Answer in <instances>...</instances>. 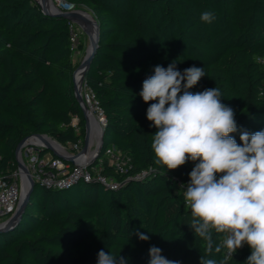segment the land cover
I'll return each instance as SVG.
<instances>
[{"label":"trees","instance_id":"obj_1","mask_svg":"<svg viewBox=\"0 0 264 264\" xmlns=\"http://www.w3.org/2000/svg\"><path fill=\"white\" fill-rule=\"evenodd\" d=\"M65 1L90 11L99 28L84 87L104 113L101 152L116 145L131 159L129 174L153 171L126 180L104 162L103 174L120 184L112 190L82 180L63 189L36 182L17 226L0 233V264H97L100 250L148 264L153 245L180 264H200V256L246 264L248 245L226 258L225 247L215 252L226 234L212 230L208 252V241L191 229L184 186L194 162L175 170L154 163L157 129L139 93L156 65L175 62L181 72L195 65L206 75L189 91L220 90L235 113L237 143L241 130H264V0ZM203 12L215 19L202 22ZM68 28V20L42 13L34 0H0V175L17 169L15 148L28 136L84 145Z\"/></svg>","mask_w":264,"mask_h":264},{"label":"clouds","instance_id":"obj_2","mask_svg":"<svg viewBox=\"0 0 264 264\" xmlns=\"http://www.w3.org/2000/svg\"><path fill=\"white\" fill-rule=\"evenodd\" d=\"M204 23L215 17L201 13ZM206 75L195 65L181 72L176 63L156 65L142 83L139 95L149 104L147 120L157 131L151 148L157 165L175 170L194 162L184 199L193 217L190 227L208 241L211 231L224 233L221 247L235 253L245 244L251 249L246 264H264V130L240 131V143L232 136L238 131L234 110L222 102L220 90L189 91ZM142 241L149 236L137 233ZM97 264H128L124 256L100 250ZM148 264H180L162 255L159 247L149 248ZM200 264H218L200 256ZM222 264V262H221Z\"/></svg>","mask_w":264,"mask_h":264},{"label":"built area","instance_id":"obj_3","mask_svg":"<svg viewBox=\"0 0 264 264\" xmlns=\"http://www.w3.org/2000/svg\"><path fill=\"white\" fill-rule=\"evenodd\" d=\"M34 1L41 4L42 0ZM50 5L53 10L58 12H72L76 10L74 5L65 0H50ZM68 27L70 50L74 54L79 45L78 42L80 41L82 30L73 21H68ZM83 93V102L85 101L90 105V107L88 105V109L92 111V118L97 128L96 139L90 138L88 126V129L85 130L83 143L84 145L86 144V151L82 158L67 162L57 157L53 158L50 154V160L45 162L42 156L46 154V152L44 153L45 149L42 142L35 136L28 137L19 152L18 158L27 169L31 179L35 183H40L42 186L56 189L67 188L79 180L97 182L110 190L117 189L120 186L119 182L115 181V178L112 176L104 175L102 172L104 162L113 167L118 173L125 174L126 180H136L146 177L153 170L149 169L148 171L129 174L132 168L131 159L125 152L118 149L116 145L106 146L92 165H86L94 156V149L99 142L100 131L104 127L105 118L94 94L90 90L85 89V87ZM71 123L73 127L77 126L76 119H73ZM88 123L90 124V120ZM92 146H94L93 149ZM82 147L83 145L80 146V144H72L69 145L70 151H67L65 147L60 145V149L64 152H68L71 156L77 154ZM40 153H42V155H40ZM24 182H26V177L18 167L14 172L9 174V176L0 175V223L9 220L14 215L18 208ZM184 190H186L185 186ZM223 241L224 239L222 240V244ZM242 248L243 247L238 250ZM231 255L232 254H229V250L226 248L225 257L229 258Z\"/></svg>","mask_w":264,"mask_h":264},{"label":"water","instance_id":"obj_4","mask_svg":"<svg viewBox=\"0 0 264 264\" xmlns=\"http://www.w3.org/2000/svg\"><path fill=\"white\" fill-rule=\"evenodd\" d=\"M36 3L39 5L41 12L44 14H47L50 16L61 17V18H64L68 21L75 22L79 26V28L82 30V32L85 33L89 38V45L87 46V48L85 50L84 57L82 58L80 64L72 72L73 96L75 97V99L77 100V102L79 103V105L82 109L84 119H85V127H86L85 130H87L88 126H89V123H88L89 119H88L87 111H86V108L84 106V102L82 99L83 94L81 93V90H82V84H83V81L85 78V73L89 67L90 60H91V58H92V56L96 50V46H97V42H98V35H99L98 34V29H99L98 25H97L96 21L94 20V18H92V16L89 13H87L86 11L75 10L72 12H58V11H55L52 9V7L50 5V0H42L41 4L38 2H36ZM80 12H82V13H80ZM82 14L86 15L87 17H89L93 21V23H94L93 24L94 25L93 35H91L90 29H89L90 27H88V23L86 22L84 15H82ZM77 73H81V76L83 77V78H81V83L79 86H77L76 82H75V76ZM102 132H103V129H101V131H100L99 142H98L96 148L94 149V156L89 162L86 163L87 166L92 165L95 162V160L101 154V145H102V136H103ZM31 136H35L37 139H39L42 142L44 149L46 151L51 152L57 158H60V159L65 160L67 162L68 161L72 162L75 159L78 160V159L82 158V156L84 155V153L86 151V144H85V145H83V147L81 148V150L77 154L71 156V154H69L68 152H64L63 150L58 149V148L56 149L53 147V145L51 146L50 143H48L46 141V139L51 140L53 143L58 145V147L60 148V144L57 143L52 138L48 137L47 135L34 134ZM28 137H30V136H28ZM28 137L22 139L20 141V143H18L16 148H15V159H16L17 167H18V169L21 170V172L26 177L25 183L27 184V188L24 192L22 190V193L20 196V201L18 204V208L16 209L14 215L9 220L0 223V233H6V232L10 231L12 228H14L15 226H17L16 224L18 223L23 210H25L24 208H25L26 203L29 199V195H30V193H31V191L35 185V182L31 179L30 175L27 172V169L19 161V158H18L19 152H20L22 146L24 145V143L27 141Z\"/></svg>","mask_w":264,"mask_h":264},{"label":"bare ground","instance_id":"obj_5","mask_svg":"<svg viewBox=\"0 0 264 264\" xmlns=\"http://www.w3.org/2000/svg\"><path fill=\"white\" fill-rule=\"evenodd\" d=\"M49 5V4H48ZM82 15H84V14H82ZM84 18H85V20H86V22L88 23V27H90L89 29H90V32H91V35H93V33H94V23H93V21L89 18V17H87L86 15H84ZM81 78H83L82 76H81V73H77L76 74V76H75V82H76V85L77 86H79L80 85V83H81ZM84 106H85V108H86V111H87V115H88V118H89V120H90V124H89V135H90V138L92 139V138H95L96 137V134H97V128H96V125H95V123H94V120H93V116H92V111H90L89 109H88V103L87 102H85L84 101ZM90 139V140H91ZM96 139V138H95ZM46 141L48 142V143H50V145L52 146L53 145V147L54 148H58V149H60L59 147H58V145H56L55 143H53L51 140H48V139H46ZM26 188H27V184L24 182V184H23V192L26 190Z\"/></svg>","mask_w":264,"mask_h":264},{"label":"rangeland","instance_id":"obj_6","mask_svg":"<svg viewBox=\"0 0 264 264\" xmlns=\"http://www.w3.org/2000/svg\"><path fill=\"white\" fill-rule=\"evenodd\" d=\"M35 2V1H34ZM36 3V2H35ZM75 9L76 10H82V11H86L87 13H89L90 11H88L86 8H84V7H75ZM90 14V13H89ZM91 15V14H90ZM92 16V15H91ZM92 18H94L93 16H92ZM95 20V19H94ZM80 41H82L83 42V49H82V51H81V53L78 55L77 53L75 54L74 53V55H73V57H74V59H73V62H74V65H75V69H76V67L80 64V62H81V60H82V58L84 57V54H85V50H86V48H87V46L89 45V38H88V36L85 34V33H83L82 32V34H80ZM74 69V70H75ZM73 70V71H74ZM84 92V81H83V84H82V90H81V93L82 94H84L83 93ZM89 105V104H88ZM89 107H90V105H89ZM62 146V145H61ZM63 147H65V149L67 150V151H70V149H69V146H63ZM94 148V146H92V149ZM45 151L46 150H44V153H45ZM51 152H47L46 154H44L43 156H42V158H43V160L45 161V162H48L49 160H50V158H51Z\"/></svg>","mask_w":264,"mask_h":264},{"label":"crops","instance_id":"obj_7","mask_svg":"<svg viewBox=\"0 0 264 264\" xmlns=\"http://www.w3.org/2000/svg\"><path fill=\"white\" fill-rule=\"evenodd\" d=\"M76 53L79 55V54L81 53V51H76L75 54H76ZM73 55H74V54H73ZM73 59H74V57H73Z\"/></svg>","mask_w":264,"mask_h":264}]
</instances>
